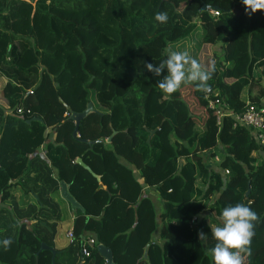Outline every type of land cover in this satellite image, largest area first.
<instances>
[{"label": "trees", "instance_id": "obj_1", "mask_svg": "<svg viewBox=\"0 0 264 264\" xmlns=\"http://www.w3.org/2000/svg\"><path fill=\"white\" fill-rule=\"evenodd\" d=\"M158 11H167V24L154 20ZM165 49L187 50L202 64L214 60L211 93L232 112L264 95V12L246 15L242 0H0L1 94L9 109L0 106V241H13L6 251L0 245V264H50V251L38 247L55 248L61 180L82 210L74 209L72 236L56 248L54 264H106L98 243L116 264H146L145 244L150 264H213L211 229L236 203L261 217L246 264H264V141L230 115L218 121L193 85L165 98L158 81L167 71L156 77L144 68L163 61ZM150 93L159 95L148 103ZM57 97L76 111L90 101L96 110L80 121L78 137L114 129V149L73 138ZM32 116L41 120L26 121ZM86 231L94 242L82 256Z\"/></svg>", "mask_w": 264, "mask_h": 264}, {"label": "clouds", "instance_id": "obj_2", "mask_svg": "<svg viewBox=\"0 0 264 264\" xmlns=\"http://www.w3.org/2000/svg\"><path fill=\"white\" fill-rule=\"evenodd\" d=\"M245 14L252 15L257 11L264 12V0H242ZM167 11H158L154 20L158 25L168 23ZM165 59L159 64L145 63L144 68L159 77L166 70L167 74L158 81V88L165 98L170 99L184 85H193L199 92L209 94L212 86L209 83L216 72L215 61L202 64L189 51H173L165 49ZM221 224L211 229V236L215 240L214 246L209 249L213 264H246L251 257V242L255 229L260 224L261 217L250 206L236 203L226 206L221 212ZM198 238L207 239L202 231ZM13 241L5 238L0 241L4 250H8Z\"/></svg>", "mask_w": 264, "mask_h": 264}, {"label": "water", "instance_id": "obj_3", "mask_svg": "<svg viewBox=\"0 0 264 264\" xmlns=\"http://www.w3.org/2000/svg\"><path fill=\"white\" fill-rule=\"evenodd\" d=\"M57 99L62 104V106L67 109V111H68V119H70L72 121V123H73V127H72V130H71V136L73 138L80 139L81 141L87 143L89 146L91 144H93L94 142H100V143H102V146H103L104 149L111 150V151L114 149L113 144L111 143V136L115 132L114 129L111 130V132H110L109 135H107V136H100V137L95 138V139H86V138H79L78 137L77 128H78V125H79L80 121L88 113L93 112V111L96 110L92 106V103L90 101H87L85 103V106L81 110L76 111V110L70 109L68 107V105L60 97H57ZM98 113H100V112L98 111ZM31 119L41 120V117H39V116H32V117L28 118L26 121H29ZM151 132H152V130H150V132L148 133V135L146 137V141H148V138H149ZM74 160L80 166H82L84 169H86L88 172H90L94 176V178L98 181V188H103V185H102V183L99 180V175L96 174V173H94L90 169V167L82 160V158L80 156H76L74 158ZM59 190H60L61 196L69 202L70 207H76V208H79L80 210H82L81 205L68 192V190L66 188L65 182L62 181V180L59 181ZM147 246H148V244H145L144 245V247L142 249V253L140 255V259L144 260L146 262V264H150L149 258H148V255H147ZM41 249H47V250L50 251V253H51L50 254V264H54V255H55L56 249L53 248L52 246L47 245L43 241H41L39 243L38 250H41ZM96 250L104 258L106 264H116L113 261V258H112V251H111V249L107 245H105L103 243H98L96 245ZM77 264H80V263H77Z\"/></svg>", "mask_w": 264, "mask_h": 264}, {"label": "built area", "instance_id": "obj_4", "mask_svg": "<svg viewBox=\"0 0 264 264\" xmlns=\"http://www.w3.org/2000/svg\"><path fill=\"white\" fill-rule=\"evenodd\" d=\"M214 13H217L214 11ZM8 58V57H7ZM206 104L212 109L215 113L216 119H219L223 115H230L233 118V125L240 124L243 126H248L253 131L256 138L260 139L262 143L264 141V122L262 119V113L264 112V95L259 100V103H248L246 102V107L241 112H232L229 108L226 107L225 102H221L218 97L213 96L212 93L205 94ZM22 111L21 106H17L15 109L16 113H20ZM25 112H29V109H25ZM49 133H53L52 128H48ZM67 236H72L71 230L67 231ZM94 238L92 236H88L85 240L80 242L79 252L82 256L88 255V247L93 244Z\"/></svg>", "mask_w": 264, "mask_h": 264}, {"label": "crops", "instance_id": "obj_5", "mask_svg": "<svg viewBox=\"0 0 264 264\" xmlns=\"http://www.w3.org/2000/svg\"><path fill=\"white\" fill-rule=\"evenodd\" d=\"M20 45L22 47L24 46L23 43H20ZM32 69L34 70L37 68L33 67ZM38 71H39V69H38ZM5 80H6L5 76L0 74V106H2L3 108L6 109L8 107V105H7L5 99L3 98L2 94H1V89L3 87V84L5 83ZM37 80H39V75H38ZM260 82L264 86V79L263 78L261 79ZM240 97L242 99L246 100L247 92H246L245 87L242 88V90L240 92ZM7 109L5 110L6 112L9 111V109L8 110ZM46 132H47V136H46L47 140H49V138H53L54 133H49L48 129H46ZM43 143L37 149L39 152H43V147H44ZM137 172H138V170H137ZM133 175L136 177V175L134 174V170H133ZM66 188H67V184H66ZM97 188H98V184H97ZM54 198L56 199L58 206H59V209H60V217L56 222L55 235L53 237V243H54V246L56 249V248H61V247L66 246L70 241L69 237L67 236V231L71 230L72 219L74 216V209H76V207H70L69 202L61 196L60 190H59V182H58L57 191L54 194ZM2 205H6V203L2 202ZM85 234H86V236H91L90 232L86 231Z\"/></svg>", "mask_w": 264, "mask_h": 264}, {"label": "rangeland", "instance_id": "obj_6", "mask_svg": "<svg viewBox=\"0 0 264 264\" xmlns=\"http://www.w3.org/2000/svg\"><path fill=\"white\" fill-rule=\"evenodd\" d=\"M34 0H32V2H33ZM31 2V1H30ZM6 11H4V13H5ZM212 50L216 53V52H218L219 51V44L217 43V44H215V45H213L212 46ZM34 71H35V73H36V75L37 76H35V82L37 81V79H38V75H39V71H38V69H34ZM89 79H93V78H96V80H97V82H98V84H100L101 83V81H100V74H96V73H92V74H89ZM264 78V77H263ZM85 86L87 85V82L84 84ZM51 89H52V87H50ZM55 91H59V90H55ZM159 95V94H158ZM157 94H153V93H150L149 94V96H148V103L149 102H151V101H153V100H155L156 98H158V97H156V96H158ZM161 96V95H160ZM40 111H42V108L41 109H39ZM131 115H132V113H130ZM121 115V113L118 111L117 112V114H116V117H118V116H120ZM49 139H52V138H49ZM44 151V150H43ZM217 160H218V157L216 158H207V161H208V164H216V162H217ZM133 170H134V174L137 176V169H135V168H133ZM149 188V187H148ZM151 189H149L148 190V192H147V194L153 199V200H155V195H156V192H155V190L153 189V187H150ZM13 194L14 195H16L18 198H20V197H22L24 194H23V192H21V189H20V187L19 186H17V188H16V190H14V192H13ZM4 203H7V200H4L3 201ZM155 205H156V208L157 209H159V208H161V205L159 204V203H157L156 201H155Z\"/></svg>", "mask_w": 264, "mask_h": 264}]
</instances>
